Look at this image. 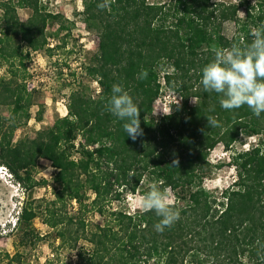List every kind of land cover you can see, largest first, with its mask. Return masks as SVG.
Returning a JSON list of instances; mask_svg holds the SVG:
<instances>
[{"label": "trees", "instance_id": "16d2710c", "mask_svg": "<svg viewBox=\"0 0 264 264\" xmlns=\"http://www.w3.org/2000/svg\"><path fill=\"white\" fill-rule=\"evenodd\" d=\"M82 1L84 23L99 36L98 52L86 68L98 81L99 96L72 92L67 116L16 144V131L30 119L32 93L16 81V70L26 65L22 45L12 48V41L20 37L34 52L43 50L47 23L59 16L41 15L40 0L4 5L0 58L9 61L11 78L0 77V106L10 111L9 117L0 114V164L26 185L38 160L49 161L59 187L47 206H23L14 228L23 232L20 240L38 241L31 227L41 219L59 242L48 264H264V113L257 117L246 105L225 110L223 95L205 92L201 84L203 67L214 59L213 46L244 48L252 42L251 29L264 25V0L254 5L250 0H114L105 9L98 7L102 0ZM16 7L33 15L22 22ZM228 21L236 24L231 38L223 32ZM163 68L172 70L164 73L165 85L184 100L170 116L155 119ZM142 71L148 72L146 79L139 78ZM113 85L140 107L143 134L136 140L124 131L126 121L107 110ZM206 117L219 126L210 127ZM253 136L259 143L232 158L233 183L221 191L204 186L210 152L218 145L233 149ZM144 178L176 195L179 220L162 233L154 227L160 220L154 212L110 208L120 200V189L136 193ZM69 202L77 204L72 215ZM88 213L103 216L104 224L90 222ZM21 259L16 253L8 264H23Z\"/></svg>", "mask_w": 264, "mask_h": 264}, {"label": "rangeland", "instance_id": "374dc122", "mask_svg": "<svg viewBox=\"0 0 264 264\" xmlns=\"http://www.w3.org/2000/svg\"><path fill=\"white\" fill-rule=\"evenodd\" d=\"M158 1L166 0H150V2ZM214 1L231 4L239 2V0ZM250 1L251 5L255 4V0ZM17 2L18 0H0V35L4 25V5L16 6ZM39 5L41 15L50 14L59 16V18L48 21L45 29L47 46L43 50L34 52L20 41V37L14 38L12 41V48L22 45L19 53L24 56L26 70L17 60L15 67L11 70L15 71L20 65V70H16L18 73L16 81L25 83L27 89L32 93L30 119L16 131L15 144L22 139L36 138L39 132L52 127L58 119L67 116V105L72 92L80 89L92 98H98L100 93L98 81L89 77L86 70L98 52L99 36L96 31L84 23V18L81 15L83 1L40 0ZM16 14L22 22H27L33 15L31 9L19 7H16ZM244 16L243 8L240 10V17ZM223 32L231 38L236 32V24L232 21L226 22ZM9 70V61L0 58V77L11 78ZM165 72L171 73L172 70L161 69L160 96L154 104L151 118L160 119L163 112H168V107H165L166 101H173L179 94L173 93L174 91L164 85ZM177 99L179 98L175 100ZM196 102L195 98H190L191 105ZM0 114L9 117L10 111L7 107L0 106ZM258 143L259 137L253 136L244 137L230 150L225 149L223 145H218L209 154L210 168L204 186L212 191H221L232 184L236 176L232 163L233 156L241 151L251 149ZM0 166L3 165L0 164ZM7 172L10 178L0 174V264H8L16 253L21 254L23 264H48L56 257L55 249L59 245L55 232L43 224L41 219H36L32 222L31 229L33 228L35 235L40 239L23 243L20 240L23 232L13 229L11 223L21 205L26 206L31 203L36 208L44 207L55 199V193L59 190L58 185L54 182L56 171L49 161L40 159L29 170L30 181L26 182V185L18 182L8 168ZM152 184H154L153 181L144 178L136 193L120 189V200L113 201L110 208L131 214L137 213L139 198L144 195V191L150 190ZM169 191L175 202L176 195L171 190ZM88 197L91 200L93 194L89 193ZM68 207L69 214L72 215L76 211L77 204L69 202ZM88 217L93 224L102 225L105 222V218L98 213H88ZM73 260H76V257Z\"/></svg>", "mask_w": 264, "mask_h": 264}, {"label": "clouds", "instance_id": "9594fccd", "mask_svg": "<svg viewBox=\"0 0 264 264\" xmlns=\"http://www.w3.org/2000/svg\"><path fill=\"white\" fill-rule=\"evenodd\" d=\"M114 0H102L98 7L109 8ZM253 40L244 48L233 45L231 48L213 46L214 59L202 69L201 84L205 92H216L223 95L220 105L225 110L247 106L254 115L264 113V25L251 29ZM147 71H142L140 79H146ZM180 99L176 106L179 107ZM107 110L122 121L123 129L132 140L143 134L140 127V107L120 85H113L112 95ZM164 115L170 116L172 108ZM210 127H218V121L206 117ZM178 164V161H174ZM0 174L8 177L7 168L0 166ZM23 210L20 206L11 223L14 229ZM137 211L141 214L154 212L160 220L154 225L156 231L163 232L179 220L180 211L175 206L171 193L167 188L157 184L150 186V191L139 198Z\"/></svg>", "mask_w": 264, "mask_h": 264}, {"label": "built area", "instance_id": "2783aa9c", "mask_svg": "<svg viewBox=\"0 0 264 264\" xmlns=\"http://www.w3.org/2000/svg\"><path fill=\"white\" fill-rule=\"evenodd\" d=\"M164 85H165V81H164ZM99 92H100V87H99ZM173 93H175V92H173ZM177 94V93H176ZM160 96V95H159ZM173 97H174V95H173ZM176 98H179L180 99V105H181V103H182V96H180L179 94L175 97V99ZM173 100V101H166L167 102V105L165 106V107H168V111H169V109L170 108H173V106H176V104H177V100ZM179 105V106H180ZM163 116H166V115H162L161 117H163Z\"/></svg>", "mask_w": 264, "mask_h": 264}]
</instances>
